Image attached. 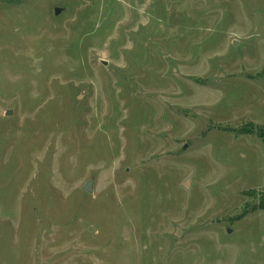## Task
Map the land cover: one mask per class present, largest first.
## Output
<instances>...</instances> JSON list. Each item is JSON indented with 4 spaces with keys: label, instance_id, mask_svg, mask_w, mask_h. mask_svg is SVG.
I'll use <instances>...</instances> for the list:
<instances>
[{
    "label": "rangeland",
    "instance_id": "1",
    "mask_svg": "<svg viewBox=\"0 0 264 264\" xmlns=\"http://www.w3.org/2000/svg\"><path fill=\"white\" fill-rule=\"evenodd\" d=\"M258 132L264 0H0V264H264Z\"/></svg>",
    "mask_w": 264,
    "mask_h": 264
},
{
    "label": "water",
    "instance_id": "2",
    "mask_svg": "<svg viewBox=\"0 0 264 264\" xmlns=\"http://www.w3.org/2000/svg\"><path fill=\"white\" fill-rule=\"evenodd\" d=\"M62 8L60 7H55L54 8V14H58L60 11H61ZM104 64H106L105 61H103ZM11 114V110H7L6 111V115H9ZM93 185V178L89 179L88 181H86L83 185H82V188L87 191V192H92V187ZM124 233L126 234L127 233V229H124Z\"/></svg>",
    "mask_w": 264,
    "mask_h": 264
},
{
    "label": "trees",
    "instance_id": "3",
    "mask_svg": "<svg viewBox=\"0 0 264 264\" xmlns=\"http://www.w3.org/2000/svg\"><path fill=\"white\" fill-rule=\"evenodd\" d=\"M246 132H253L252 130H246ZM258 134H259V136L262 138V140L264 141V133H262V132H258ZM260 208H262V209H264V201H262L261 203H260Z\"/></svg>",
    "mask_w": 264,
    "mask_h": 264
}]
</instances>
